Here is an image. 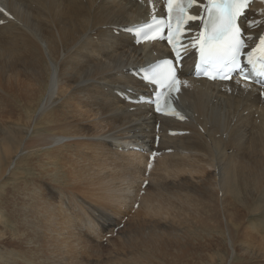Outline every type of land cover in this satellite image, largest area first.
<instances>
[{
	"label": "bare ground",
	"instance_id": "obj_1",
	"mask_svg": "<svg viewBox=\"0 0 264 264\" xmlns=\"http://www.w3.org/2000/svg\"><path fill=\"white\" fill-rule=\"evenodd\" d=\"M0 6L4 10L0 12V96L7 91L8 101L23 99L42 117L37 128L30 127L28 118L23 123H6L0 118V182L22 152H31L26 147L31 133L36 146L44 147L42 137H53L54 130L66 133L54 138L52 145L86 142L95 148L105 160L90 164L89 173L113 184L114 168L99 165L111 163L102 148L127 161L131 178L135 176L130 162L135 168L142 165L136 190H132L130 198L124 197L127 204L131 199L134 207L140 193L145 196L139 204L145 232L138 237L142 239L140 251L131 255L132 264H167L170 257L180 254L203 264L208 254L196 249L197 241L226 243L232 235L238 236L241 212L246 206L254 202L264 207V99L258 89L236 80L209 83L194 79L191 65L195 59L189 52L180 70L183 84L176 101L185 121L157 115L151 105L134 102L142 95H152L149 86L135 79L136 73L147 64L170 57L164 44L138 46L127 32L147 22L151 13L162 10L158 0H0ZM261 13L264 5L255 3L241 19L246 34L255 38L254 43L264 31ZM253 21L257 26L250 28L248 24ZM9 89L13 90L11 95ZM171 132L179 135H170ZM204 141H210L213 148ZM154 152L158 155L148 168ZM258 152L263 154L261 158L254 157ZM161 179L168 182L160 185ZM187 183L191 187H186ZM253 185L252 201L242 200L241 193ZM84 194V188L81 194L52 186L43 191L37 217L40 237L35 242H30L29 231L17 216L21 210L14 199L16 195L11 197L8 214L14 211L11 225L17 231L0 227V264H34L42 263V259L48 264L57 259L61 264H84L78 258L52 257L53 243L81 235L84 243L100 244L104 234L119 227L124 216L102 208L112 197L103 202ZM161 197L168 203L165 214L155 208ZM194 206L202 207L193 217L194 234L183 232L182 217ZM79 207L84 212L83 225L90 222L88 230L92 226L88 215L98 218L99 225L90 233L71 220ZM209 207L218 215L212 222L200 215ZM2 219L0 212V222ZM259 226L255 230L264 245V215ZM133 230H121L125 242L134 237ZM259 251V263L264 264V250Z\"/></svg>",
	"mask_w": 264,
	"mask_h": 264
},
{
	"label": "rangeland",
	"instance_id": "obj_2",
	"mask_svg": "<svg viewBox=\"0 0 264 264\" xmlns=\"http://www.w3.org/2000/svg\"><path fill=\"white\" fill-rule=\"evenodd\" d=\"M8 91L10 92V95L13 92V90L10 89ZM7 95L8 92L6 91L4 97L0 96V118L6 123H23L28 118L32 122L30 127L37 128L42 117L41 114L38 113L34 107H32V104L27 103L23 99H19L16 102H10L8 101ZM44 133L46 135L49 134L47 130ZM65 133L66 132L64 130H54L53 137H42L46 141V145L44 147L36 146L37 142L35 141L33 133L26 138V142L28 144L26 147L29 149L31 148V152H22L19 155L14 168L5 176L4 180H2L3 182H0V212L3 218V222H0V227L5 226L6 230H9L8 228H10L9 231H17L14 225H11L13 220L10 215L15 214L14 211L8 214L10 209L8 203L12 202L10 198L16 195L14 199L19 203V211L21 210L17 216L21 219L22 227H25L29 231L28 238L30 242L38 241L40 236L38 231L39 218L37 219V217H39L40 199L43 195V191H48L52 186L62 191L81 194V188H84V195L100 199L103 202H106L109 197H112V201L110 200L107 202L102 206V208L112 214H115L116 212L123 213L124 216L118 224L120 226L114 228L111 233H105L102 238L103 242L100 244L98 243L97 245H95V243L94 245L84 243L81 240V235H77L76 230V236H78V238L64 237L53 243L52 257L78 258L84 264H92L91 262L93 261H98L99 264H132L133 261L131 260V255L140 251L138 244L142 239L138 237L139 235L142 236V233L145 232V222H142L143 210L141 206H139V204L141 205V200H143L145 196L142 197L144 193L141 192L140 196L137 197L138 199H135L136 204L134 207L132 200L130 199L129 204H127L124 197L126 196L130 198V195H132L133 192L132 190H136L137 182L141 179L142 165H138L140 168H135V165L130 162V166L135 176V178H131L129 176L131 173L128 170L127 161L117 154H109L106 148H102L107 162L111 163L99 165L101 167L108 165L107 169H109V167L111 169L114 168L115 176L113 178L115 179L113 180L115 182L113 184L108 179L100 178V176H93L88 170L90 164H98L101 163V160L105 159L99 152L94 150L95 148L86 142H80L78 144L69 143L68 145L67 143L59 145L51 144L54 138H58ZM203 143H206L208 148H213L210 141H204ZM262 156L263 154L260 152L254 154V157L256 158H261ZM115 157L118 160H116ZM89 158H93L95 161L91 162ZM256 163L259 162H252V165ZM96 178L100 179L96 180ZM165 182H168V180L165 181L164 179H161L159 183L160 185H164ZM216 182L220 183L218 179ZM4 183L6 184L4 185ZM185 185L186 187H191L189 183ZM12 189L14 192L11 193ZM165 189L167 190V188ZM165 189L162 190V192H164ZM217 190H221L220 184L217 187ZM169 191L170 190H168V193L173 195V192ZM253 195L254 185L245 188V193H241L240 198L242 200L249 199V201H252ZM121 196L122 198L118 200ZM173 196H175V194ZM116 200H118L117 204ZM4 204L5 206H3ZM155 208L160 214L167 213L168 203L166 198L161 197L158 199L155 202ZM200 208L197 209V206H194L193 209L196 211L191 209L190 212L185 214V217L183 216L184 218L182 217L181 228L183 232L189 230L194 234L196 224L195 221H193V217H195V214ZM206 210L203 213L200 212V215L202 216L201 219L206 217L205 220L210 222L214 221L215 217L218 215H216L214 211H211L212 207H209V209ZM82 211L83 209L79 207L76 214H72L71 220L76 223L78 228H82L87 233H90L91 230H95L99 225L98 218H91V214L88 215V218L92 220L91 230H88L86 225L90 222L85 221V224L83 225V221L85 219L84 212ZM241 215V225L239 227V234L237 237L233 235L231 236V239L228 237L227 239L230 240L226 243L224 242L222 245H218L216 240H213L211 243H205L203 241L201 243V241H197L198 246L196 249H202L204 252L203 255L206 253L208 254L206 256L208 258H205V262H203V264H260L258 254L260 253V249L264 250V245L262 244L260 236L255 229H260L259 221H261L264 215V207L260 208L253 202L252 205L246 206L242 210ZM189 218L191 219L190 223L188 222V220H190ZM5 220H7V222ZM252 222H254V224H252ZM182 225L189 226H186L188 227L186 228ZM191 226L195 227L194 230ZM123 228L126 230H136H133L134 237L131 240H128L129 242H125L126 239L120 235ZM119 238H121V240ZM135 239H138V241L134 242ZM127 243L130 244L127 245ZM197 252L199 251H196L195 255ZM182 255L183 254H180L175 258L170 257L167 264H193V262H195V264H200L197 260L192 262L181 257ZM52 261L56 264H61L59 259L50 260L49 263L51 264ZM46 262H48V260L45 261L42 259V263L36 262L34 264H48Z\"/></svg>",
	"mask_w": 264,
	"mask_h": 264
},
{
	"label": "snow or ice",
	"instance_id": "obj_3",
	"mask_svg": "<svg viewBox=\"0 0 264 264\" xmlns=\"http://www.w3.org/2000/svg\"><path fill=\"white\" fill-rule=\"evenodd\" d=\"M149 2L151 3V0ZM252 2L253 0H206L198 5V0H166L167 17L158 18L153 14L137 31L144 39H167L170 44H174L175 51L176 45L186 47L179 37V33L186 30L191 36L185 38L199 53V62L196 65L198 74L201 70L212 68L225 73L220 77L222 79H230V73L237 71L246 79H251L252 76L241 60L246 57L252 74L261 78V83H264V35L259 36L258 43L251 50L245 51L249 47L247 41H253L255 38L245 34L238 24L239 18L245 14V10L250 9ZM197 5L202 9L199 14H189V10ZM2 11L4 10L0 8V12ZM195 21H199V25L194 27L190 22ZM173 26L178 34L175 42L172 36ZM254 26H257L256 21L249 25L250 28ZM165 27L168 29L166 36L163 34ZM176 58L177 61L181 58L179 51H176ZM145 79L158 88L166 89L169 94L179 91L181 85L177 68L171 60L160 61ZM161 95L162 93H157L155 100L147 101L155 104L157 112L161 111ZM172 111L175 112V109Z\"/></svg>",
	"mask_w": 264,
	"mask_h": 264
}]
</instances>
